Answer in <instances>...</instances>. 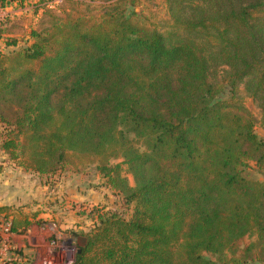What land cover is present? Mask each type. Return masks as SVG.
<instances>
[{"label":"trees","instance_id":"trees-1","mask_svg":"<svg viewBox=\"0 0 264 264\" xmlns=\"http://www.w3.org/2000/svg\"><path fill=\"white\" fill-rule=\"evenodd\" d=\"M136 4L54 15L0 54V149L38 174L94 164L132 205L97 210L73 264L264 262V141L221 97L241 86L264 120V0H165L160 21Z\"/></svg>","mask_w":264,"mask_h":264},{"label":"rangeland","instance_id":"rangeland-1","mask_svg":"<svg viewBox=\"0 0 264 264\" xmlns=\"http://www.w3.org/2000/svg\"><path fill=\"white\" fill-rule=\"evenodd\" d=\"M8 1L5 6H0V54L5 57H11L17 51L31 46L34 41L32 33L47 29L52 16H76L88 4L90 8H94V16L97 17L116 0ZM166 7L165 0H137L134 10L142 12L150 21H160L159 19L166 18ZM213 71L218 73L219 68ZM227 91L226 89L222 93V99H230L252 112L256 119L255 133L264 141V120L257 104L244 95L241 86L233 94ZM10 129V126L0 123V143L3 135ZM70 160L72 162L63 164L53 175L26 170L14 161L20 166L21 172L27 171V174H21L20 184L21 187H28L26 191H29L31 200L26 204L23 202L17 208L3 211L0 222L9 223L12 251L24 264H44V261L48 262L53 258L59 261L56 264H64L67 260L73 264L81 246L78 240L83 238L84 245L98 225L97 210L117 213L125 219L131 215L132 205H128L122 195L106 183V178L95 169L94 164L83 163L75 157ZM18 161L23 163L24 158L18 156ZM114 162L120 163L121 160ZM121 168L122 176L133 185L132 176L125 170V165ZM256 176L262 179V176ZM12 264L16 262L12 261ZM243 264L264 262L247 260Z\"/></svg>","mask_w":264,"mask_h":264},{"label":"crops","instance_id":"crops-1","mask_svg":"<svg viewBox=\"0 0 264 264\" xmlns=\"http://www.w3.org/2000/svg\"><path fill=\"white\" fill-rule=\"evenodd\" d=\"M19 167L0 149V208L5 209L3 211L17 208L23 202L26 204L31 200L29 191H26L28 187H21L20 184L21 174H27V171L21 172ZM17 260H14L16 264H24L22 260ZM0 264H12V262L3 263L0 261ZM25 264H29V262Z\"/></svg>","mask_w":264,"mask_h":264},{"label":"built area","instance_id":"built-area-1","mask_svg":"<svg viewBox=\"0 0 264 264\" xmlns=\"http://www.w3.org/2000/svg\"><path fill=\"white\" fill-rule=\"evenodd\" d=\"M11 234L12 232L9 223H0V261H3V263L12 262L17 259L20 260V258L15 255L16 253L12 251L13 248L11 247V242L9 240ZM57 262L59 261L53 258L48 262L44 261V264H56ZM64 264H71V262L67 260Z\"/></svg>","mask_w":264,"mask_h":264},{"label":"water","instance_id":"water-1","mask_svg":"<svg viewBox=\"0 0 264 264\" xmlns=\"http://www.w3.org/2000/svg\"><path fill=\"white\" fill-rule=\"evenodd\" d=\"M83 241H85V240H84L83 238H80V240H78L79 245L83 246V245H82ZM81 246H80V247H81Z\"/></svg>","mask_w":264,"mask_h":264}]
</instances>
